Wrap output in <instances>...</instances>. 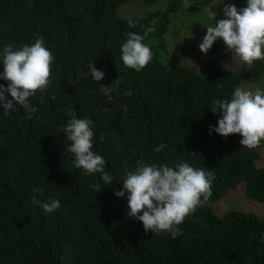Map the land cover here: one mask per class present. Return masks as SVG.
Returning a JSON list of instances; mask_svg holds the SVG:
<instances>
[{
	"label": "trees",
	"instance_id": "16d2710c",
	"mask_svg": "<svg viewBox=\"0 0 264 264\" xmlns=\"http://www.w3.org/2000/svg\"><path fill=\"white\" fill-rule=\"evenodd\" d=\"M133 1L0 0V46L43 36L55 58L50 84L30 98L34 113L20 106L10 115L0 111V264H264V218L237 210L219 215L214 207L242 184L249 200L264 204V165H258L264 140L248 148L239 134H209L218 121L212 101L230 99L243 82L259 84L264 60L243 70L167 64L172 19L197 15L215 0L189 6L167 0L164 11L131 17L134 28L119 15ZM158 2L143 0L146 7ZM227 2L245 6V0ZM147 27L154 29L144 41L153 58L137 72L122 63L119 47L126 33L143 34ZM199 44L184 46L183 59L228 51L222 39L207 53ZM91 63L105 72L99 82L90 76ZM101 84L111 85L110 96ZM84 117L94 122L93 150L104 156L111 185L72 165L64 126ZM161 142L167 147L154 152ZM140 159L169 165L187 160L215 174L208 202L185 217L176 238L145 232L142 222L126 215V197L114 194ZM33 195L57 198L61 206L45 213Z\"/></svg>",
	"mask_w": 264,
	"mask_h": 264
},
{
	"label": "clouds",
	"instance_id": "9594fccd",
	"mask_svg": "<svg viewBox=\"0 0 264 264\" xmlns=\"http://www.w3.org/2000/svg\"><path fill=\"white\" fill-rule=\"evenodd\" d=\"M221 3L224 5L222 18L216 19L218 13L208 10V16L214 23L206 27L199 44L201 52L207 53L215 41L222 39L232 56L245 64L264 60V0H245V6L239 9L234 3L220 0ZM127 23L135 27L133 19L129 18ZM152 31V27H147L143 34L126 33L119 47L120 60L126 67L139 72L152 60L153 52L144 42ZM54 59L43 36L19 47L13 44L0 46V64L3 65L0 81L7 82L0 83V111L4 115H10L17 106L29 115L36 111L30 98L35 97L38 91L43 92L50 84ZM89 69L94 81L104 78L105 72L93 63ZM100 91L110 96L111 85L101 84ZM210 111L218 114L217 124L209 127L210 135L213 132L224 137L239 134L240 145L248 148L264 140V89L236 87L230 99L213 100ZM93 123L87 117L68 120L64 126L65 138L70 142L67 150L73 156L74 168L82 169L84 175L99 173L104 184L111 185L114 176L106 170L104 156L93 150ZM166 147L167 144L161 142L153 151L162 152ZM121 180L122 188L114 194L118 198L126 197V215L142 222L145 232L170 234L176 238L182 234L179 226L185 217L208 202L215 174L204 167H194L187 160L169 165L140 159L134 169H126ZM91 187L99 189L100 185L93 184ZM31 201L45 213H52L61 206L60 200L52 197L41 201L33 195ZM260 242L264 243V236Z\"/></svg>",
	"mask_w": 264,
	"mask_h": 264
},
{
	"label": "rangeland",
	"instance_id": "374dc122",
	"mask_svg": "<svg viewBox=\"0 0 264 264\" xmlns=\"http://www.w3.org/2000/svg\"><path fill=\"white\" fill-rule=\"evenodd\" d=\"M167 0H160L155 5L146 7L143 0H134L123 6L119 10L122 17H145L148 13L164 11ZM189 6L194 3H204V0H185ZM220 0H215L210 6L203 9L197 15L192 12H183L172 19L169 31L166 35V41L169 46L168 54L164 56L163 61L170 65H178L195 71H201L205 63H215L225 69L243 70L251 67V64H245L238 57L232 56L229 51L216 55H204L192 59H183L181 50L184 46L198 44L202 41L207 29L206 27L214 23V20L208 16V10L213 9L218 13L216 19L223 16V4ZM227 2V0H225ZM239 87L255 90L264 89V78L259 84L243 82ZM259 166L264 165V149L261 152ZM217 214L221 215L231 210L244 211L264 218V204L253 202L246 196L244 185H239L235 190L229 192L227 196L214 205Z\"/></svg>",
	"mask_w": 264,
	"mask_h": 264
}]
</instances>
